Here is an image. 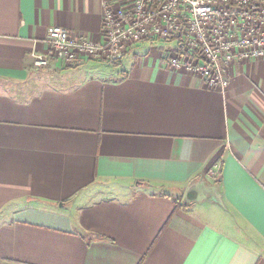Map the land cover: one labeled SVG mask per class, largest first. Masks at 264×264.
<instances>
[{
  "label": "crops",
  "instance_id": "crops-1",
  "mask_svg": "<svg viewBox=\"0 0 264 264\" xmlns=\"http://www.w3.org/2000/svg\"><path fill=\"white\" fill-rule=\"evenodd\" d=\"M103 1L0 0V264H264V56L224 91L160 40L33 66Z\"/></svg>",
  "mask_w": 264,
  "mask_h": 264
},
{
  "label": "built area",
  "instance_id": "built-area-1",
  "mask_svg": "<svg viewBox=\"0 0 264 264\" xmlns=\"http://www.w3.org/2000/svg\"><path fill=\"white\" fill-rule=\"evenodd\" d=\"M102 42L77 39L60 26L47 29L49 53L32 52V64L45 68L52 58L75 65L84 58L112 59L133 42L171 44L173 68L197 74L208 88L224 91L226 71L235 61L264 56V0L103 1ZM218 177L217 170L212 174Z\"/></svg>",
  "mask_w": 264,
  "mask_h": 264
},
{
  "label": "water",
  "instance_id": "water-1",
  "mask_svg": "<svg viewBox=\"0 0 264 264\" xmlns=\"http://www.w3.org/2000/svg\"><path fill=\"white\" fill-rule=\"evenodd\" d=\"M201 178H202V177L197 178V179H194V180L189 184V186H188V190H187V192H186V194H185V196H184V202H185L186 204L189 203V201H188V199H189V192L191 191V189H192V187H193L194 185L198 184V182H200V181L202 180Z\"/></svg>",
  "mask_w": 264,
  "mask_h": 264
}]
</instances>
